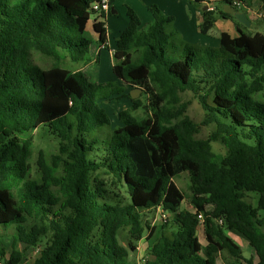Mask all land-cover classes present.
Returning <instances> with one entry per match:
<instances>
[{"label": "trees", "instance_id": "16d2710c", "mask_svg": "<svg viewBox=\"0 0 264 264\" xmlns=\"http://www.w3.org/2000/svg\"><path fill=\"white\" fill-rule=\"evenodd\" d=\"M94 1L0 0V227L15 229L9 257L0 236V264H136L120 230L132 250L144 240L147 264H264V34L248 33L224 10L240 1L248 14V0H219L222 9L205 8L218 0L191 1L200 33L208 35L218 16L237 24L238 34L222 31L217 48L195 49L174 17L151 7L154 20L140 30L129 7L112 70L148 102L132 99L114 129L102 102L124 88L99 81L100 46L86 34ZM95 28L103 32L104 23ZM34 53L53 65L35 64ZM67 58L92 67L69 70ZM187 92L216 123L207 138L181 102ZM140 108L142 118L132 113ZM40 127L58 138L59 153L51 163L40 154L35 171L32 134ZM213 141L227 148L219 160ZM184 172L187 191L175 181ZM249 191L259 196L256 206L245 199ZM187 200L192 210L182 207ZM159 208L171 213L172 230L151 243L157 227L143 216ZM230 230L248 239L251 257ZM19 242L39 248L38 257L22 263ZM226 253L233 260L220 262Z\"/></svg>", "mask_w": 264, "mask_h": 264}, {"label": "rangeland", "instance_id": "374dc122", "mask_svg": "<svg viewBox=\"0 0 264 264\" xmlns=\"http://www.w3.org/2000/svg\"><path fill=\"white\" fill-rule=\"evenodd\" d=\"M12 1V0H10ZM17 1V0H16ZM19 1V0H18ZM117 1V4L122 10V13L124 16L129 18L128 16V8L132 7L130 2L126 0L124 3H122V0H113L112 4ZM15 2V1H13ZM144 6V4L142 3ZM247 7L245 8L248 10V17L251 20L252 24L251 26L245 28V30L248 33H255V32H261L264 34V9L261 5V3L258 0H248L247 1ZM145 7V6H144ZM133 8V7H132ZM212 8H218L222 9L223 5L222 3L218 0L217 2H214L212 5ZM244 7L241 6L238 8L240 11H244ZM216 9L217 15H219V11ZM139 11H141L139 9ZM137 12V11H136ZM96 12H90L91 14V21L96 18ZM138 14V13H137ZM234 22V21H233ZM235 23V22H234ZM236 24V23H235ZM226 27V28H224ZM227 21H225L223 18L218 16V20L216 22L215 27L211 30V32L207 35V42L205 43V46L211 47V48H217L219 47L218 39L220 37L221 31L227 28ZM92 22L89 24V33L88 36L91 38L93 41L94 39L92 38ZM229 31L235 33L234 35H237L238 32L236 33L235 29H230ZM113 32V31H112ZM91 33V34H90ZM200 33V31H198ZM202 34V33H200ZM117 34H114L111 38V41L114 43L115 37ZM191 44L195 47L199 46L198 42H191ZM179 50V49H177ZM33 61L35 64L41 66L42 68H49L53 65L54 60L52 58L46 57L41 55L40 53H34L33 54ZM114 62V58H112L107 50L104 51V58L102 60L101 64V75L103 82H109L110 80L114 79V82L118 84V86L124 88V96L120 97L119 99H112L109 101H104L102 102V106L106 108L108 113L111 116V124L110 128L114 129L117 126L122 125V121L120 120L119 114L122 110L128 109L132 105V91L135 89L134 87L127 85L125 82L120 80L115 76L112 70V64ZM62 66L72 70V71H77V70H84L86 72L90 71V68L92 67L90 63H85V62H73L69 58L65 59L62 61ZM98 81V80H97ZM100 81V80H99ZM92 82H94L92 80ZM116 84V85H117ZM137 98H140L144 104H147L148 102V96L147 94L144 93L143 90H141L138 93ZM135 98V99H137ZM181 102L185 103L187 105V114L196 122L200 125V134L199 137L201 138H207L209 137L215 130H216V123H210L209 122V117L207 115V112L201 102L196 98L191 92H187L184 94H181ZM210 104H213V99L212 97L209 98ZM133 115H135L138 118H142L145 116L143 108H140L138 110H135L132 112ZM106 128L104 127L103 129H96L95 132L96 134H101L103 130ZM109 129V128H108ZM33 147H32V157H31V163L36 171V161L39 157L40 154L44 156V158L51 163L52 156L55 154L59 153V140L55 136H53L50 133H47L46 129L44 127H40L36 129L33 134ZM107 138H102L101 141L102 143L106 142ZM212 148L213 151L216 153L217 159L222 158L223 156L226 155L227 153V148L224 146L221 142L218 141H213L212 142ZM36 175V174H34ZM190 178L188 172L182 173L180 176H177L175 178V181L179 187H181L183 190L187 191V187L190 183ZM258 194L253 191H249L246 200L250 203H252L254 206L257 205L258 203ZM182 207H186L192 210V207L189 203V201H185ZM262 216H264V210H261ZM144 221L148 222L150 227L152 228L153 226L157 227V231L155 235L151 238V243H154L157 241V239L160 237L161 233H167L170 235V232L172 230L171 228V223H172V215L170 212H165L163 209H154L150 210L147 212H144ZM168 224V226H167ZM149 232H151V229H147L145 232V235H148ZM229 234H231L228 231ZM240 234V233H238ZM14 235H15V229L12 227L6 228V227H0V236L3 244L6 247L7 251V257L11 256L13 250H14ZM232 235V234H231ZM233 236V235H232ZM243 236V235H242ZM200 238L204 244H206V240L204 237V231L202 228H200ZM119 240L122 245L127 247L130 251V259L136 263V264H147V261L151 258L150 253L147 248H144V240L140 241L139 243L136 242L137 244V249L132 250L130 248L129 242L131 240L130 234L127 230H120L119 232ZM238 243L242 246L243 249V254L245 257L249 258L254 254L253 248L251 245L245 241L242 240H237ZM17 246L20 249H24L25 255L23 258L22 263H30L35 260L36 257L39 255V248L29 246L26 243H21L19 242ZM227 255V253H226ZM228 256V257H227ZM225 257L219 258L220 262L221 261H229L231 262L233 260L232 257L227 255ZM148 259V260H147Z\"/></svg>", "mask_w": 264, "mask_h": 264}, {"label": "crops", "instance_id": "0c3cea01", "mask_svg": "<svg viewBox=\"0 0 264 264\" xmlns=\"http://www.w3.org/2000/svg\"><path fill=\"white\" fill-rule=\"evenodd\" d=\"M110 2V8L102 13H94L96 14V18L91 21L89 20L87 26V36L89 33V24L92 22V38L98 42L100 46V55H101V64L104 58V51L107 50L109 55L114 58V52L117 47L116 40L119 37L120 33L129 25L130 18H127L123 15L121 8L117 4V1L112 4ZM126 0H122L124 3ZM132 5L133 9L137 11L138 16L140 17V25L139 29H144L148 27L154 20L153 12L149 9L150 7L153 8L156 12L161 15L172 16L174 17V27L180 31V35L182 38L189 42H198L199 45L205 46L207 42V35L198 33V26L202 21V15L200 11L196 10L193 5L191 4L192 0H128ZM144 4V6L142 5ZM206 8V6H205ZM139 9L141 11H139ZM91 17V16H90ZM227 21V28L223 31H228L232 35L235 33L229 31L231 28L237 31V24H235L230 19H224ZM103 22L105 30L103 32H98L95 28L96 24ZM226 28V27H224ZM113 31V32H112ZM222 32V31H221ZM114 34H117L115 37L114 43L111 41V38ZM89 37V36H88ZM219 40V39H218ZM220 45V40L218 41ZM114 63V62H113ZM101 64H100V71H99V80L103 82L101 75ZM113 66V64H112ZM114 81V79L110 80ZM236 241L242 240L249 243L248 239L242 236V234H238L239 232L235 230L229 231ZM238 242V241H237ZM144 245V244H143ZM144 248H147L144 245Z\"/></svg>", "mask_w": 264, "mask_h": 264}, {"label": "water", "instance_id": "95a60500", "mask_svg": "<svg viewBox=\"0 0 264 264\" xmlns=\"http://www.w3.org/2000/svg\"><path fill=\"white\" fill-rule=\"evenodd\" d=\"M206 8H208V6H206ZM225 12L232 14L234 17H236V19L241 22L242 24H244L245 26L249 27L251 26L252 22L248 17L247 12L245 11H240L238 10L236 7L232 6V5H228L226 4L224 7ZM141 88H135L132 91V97L135 99L138 96V93L141 91Z\"/></svg>", "mask_w": 264, "mask_h": 264}, {"label": "built area", "instance_id": "2783aa9c", "mask_svg": "<svg viewBox=\"0 0 264 264\" xmlns=\"http://www.w3.org/2000/svg\"><path fill=\"white\" fill-rule=\"evenodd\" d=\"M110 2L111 0H96L92 3V7L91 10L97 13H102L107 11L110 8ZM236 7L239 8L241 6H243V3L240 1H235ZM209 9H214L212 8V6H208ZM199 219L203 221V214H199L198 215ZM201 221V222H202Z\"/></svg>", "mask_w": 264, "mask_h": 264}]
</instances>
